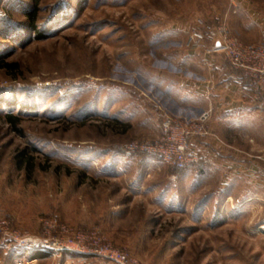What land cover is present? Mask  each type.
Masks as SVG:
<instances>
[{
  "label": "rangeland",
  "instance_id": "rangeland-1",
  "mask_svg": "<svg viewBox=\"0 0 264 264\" xmlns=\"http://www.w3.org/2000/svg\"><path fill=\"white\" fill-rule=\"evenodd\" d=\"M209 27L259 42L264 0H0V218L33 237L0 264H119L105 245L140 264H264L262 187L124 151L194 117L158 89L188 71L175 55L207 53Z\"/></svg>",
  "mask_w": 264,
  "mask_h": 264
},
{
  "label": "crops",
  "instance_id": "crops-1",
  "mask_svg": "<svg viewBox=\"0 0 264 264\" xmlns=\"http://www.w3.org/2000/svg\"><path fill=\"white\" fill-rule=\"evenodd\" d=\"M208 37L207 45L212 38ZM203 50L175 55L180 67L188 71L174 74L171 86L158 90L174 113L196 116L211 109L210 135L190 140L208 171L223 168L228 179L239 178V182L243 178L264 189V108L252 98L248 77L241 69L231 66L221 51Z\"/></svg>",
  "mask_w": 264,
  "mask_h": 264
},
{
  "label": "built area",
  "instance_id": "built-area-1",
  "mask_svg": "<svg viewBox=\"0 0 264 264\" xmlns=\"http://www.w3.org/2000/svg\"><path fill=\"white\" fill-rule=\"evenodd\" d=\"M218 33L223 40L221 51L227 62L241 69L249 80V88L252 98L264 108V30L262 39L256 43H245L234 37H230L224 27L218 28ZM204 35L200 31H192L187 37V45L198 47L202 43ZM213 50V49H212ZM217 51V50H214ZM210 118V109L202 111L194 117L165 115L161 124L159 136L145 143L131 142L124 147L126 153L136 151L148 152L156 155L164 162L176 169H185L193 165L199 159L197 151L191 148L190 140L210 135L207 122ZM264 153V151H263ZM33 244V237L20 234L13 229L10 223L0 218V246L9 243ZM36 246H48V241L36 242ZM64 250H77L66 245L58 246ZM104 257L119 264H140L127 251L105 245L99 249ZM15 264H19L17 261Z\"/></svg>",
  "mask_w": 264,
  "mask_h": 264
},
{
  "label": "water",
  "instance_id": "water-1",
  "mask_svg": "<svg viewBox=\"0 0 264 264\" xmlns=\"http://www.w3.org/2000/svg\"><path fill=\"white\" fill-rule=\"evenodd\" d=\"M222 46H223L222 37L220 36L218 31L215 28H213L212 29V41H211L210 48L213 49V50H218Z\"/></svg>",
  "mask_w": 264,
  "mask_h": 264
},
{
  "label": "trees",
  "instance_id": "trees-1",
  "mask_svg": "<svg viewBox=\"0 0 264 264\" xmlns=\"http://www.w3.org/2000/svg\"><path fill=\"white\" fill-rule=\"evenodd\" d=\"M28 14L31 16V18H33L34 10L29 11ZM36 35H37V36H40V35L37 34V33H36ZM3 65H6V63H3L2 61H0V68H1ZM7 118H8L9 120H13V118H15V117L9 114V115H7Z\"/></svg>",
  "mask_w": 264,
  "mask_h": 264
},
{
  "label": "bare ground",
  "instance_id": "bare-ground-1",
  "mask_svg": "<svg viewBox=\"0 0 264 264\" xmlns=\"http://www.w3.org/2000/svg\"><path fill=\"white\" fill-rule=\"evenodd\" d=\"M261 229H264V225H263V226H261Z\"/></svg>",
  "mask_w": 264,
  "mask_h": 264
}]
</instances>
